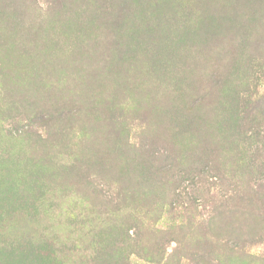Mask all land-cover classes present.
<instances>
[{
	"label": "rangeland",
	"instance_id": "374dc122",
	"mask_svg": "<svg viewBox=\"0 0 264 264\" xmlns=\"http://www.w3.org/2000/svg\"><path fill=\"white\" fill-rule=\"evenodd\" d=\"M0 45L13 73L33 53L46 86L58 79L63 89L47 101L52 92L0 74L7 264H29L44 240L61 244L64 264H95L90 241L113 227L141 235L127 251L134 264H215L201 251L190 260L186 245L227 200L219 177L245 198L231 236L241 252L219 261L264 264V0H0ZM71 71L93 83L72 84L73 99Z\"/></svg>",
	"mask_w": 264,
	"mask_h": 264
},
{
	"label": "trees",
	"instance_id": "16d2710c",
	"mask_svg": "<svg viewBox=\"0 0 264 264\" xmlns=\"http://www.w3.org/2000/svg\"><path fill=\"white\" fill-rule=\"evenodd\" d=\"M98 6V5H97ZM98 10V16L100 18H103L105 16V12H101L99 8ZM106 20H112L111 14H108V18L105 17ZM8 48H6L4 45H0V53H2V57L0 58V74L3 76L5 75L8 77L7 83L9 81H12V83L17 86L18 89H25L26 91H33V90H38L40 92H43V90L47 92H52L50 95H48L46 98H44L47 101H52V96H54V90L59 94L62 95L63 89H58L60 88V82L61 80H53L51 82V87L48 88L46 85L50 81L46 76L47 80H43L39 74H38V69L32 68L31 64L33 61L36 59L35 56H31L33 53H28L26 56L30 58L28 60V65L24 67H19L17 71L18 74L13 73V67L10 63V59L7 55ZM9 55L10 50L8 51ZM87 53V51L84 52V55ZM25 55V53H22ZM72 54V53H71ZM34 58V59H33ZM71 56L68 58V63L70 61ZM81 58H77L75 60H72V62H80ZM71 63V61H70ZM69 63V65H70ZM14 66V65H13ZM71 66V65H70ZM73 68V67H72ZM31 70H34L33 72H29ZM75 70H78L77 67H75ZM81 72L84 71V69H80ZM10 74H9V73ZM60 72H56L54 75H58ZM77 73V71L75 72ZM75 73H68L69 76H66L64 79L66 86V91H69L71 93L72 99L74 98L75 94H79L81 89L78 90L77 88H73L71 85L73 84L74 87L81 88L85 87L87 90L89 89L90 85L93 83L89 82L88 84L84 83V80L82 78H77L73 79ZM79 74V73H78ZM55 85V86H53ZM59 85V86H58ZM6 86V84H5ZM4 86V87H5ZM58 86V87H57ZM188 88L187 92L189 93V98L190 96H193V93L196 92L193 80L191 78H188ZM6 89L8 90L7 86ZM91 92L94 90L90 89ZM46 93V92H45ZM94 95V94H92ZM202 96L204 95L201 94ZM199 97V99L196 97V102L198 101L199 104L202 101V97ZM96 98L98 97H90L89 104L93 105L94 108L97 105V100ZM56 99V98H55ZM83 99L82 97L76 96V101H79V105L83 104ZM81 100V102H80ZM259 102V101H258ZM193 106H196V103H194ZM101 108V106L99 107ZM40 119H45L46 121L48 120V114L42 113V117ZM249 124H252L251 121H249ZM259 123L256 122L254 126L258 125ZM238 125V124H237ZM48 127V126H47ZM46 127L47 133L50 134V128ZM68 128V127H66ZM125 135L127 136V132H124ZM262 133V132H261ZM52 136L54 139L55 136H58V138H55L54 142L57 147H62L64 149H69L70 145H68V142L66 141L67 137L65 132L62 133V131H53ZM252 136V135H251ZM259 133L256 134V137H259ZM45 140H48V138H45ZM260 141V140H258ZM45 143H49L50 141H44ZM42 142V143H44ZM60 143V144H59ZM51 145H48V147ZM77 164V160L74 161ZM91 165V164H90ZM68 167V171L70 174H72V171H74V167ZM42 171H44L42 169ZM261 171V170H259ZM257 171V172H259ZM261 174V172L259 173ZM44 176V173L42 174ZM215 177V176H214ZM221 184H220V193L222 197H227V200L224 201L223 205L221 207H217V209L214 211L213 216L208 218V220H204L202 222V227L201 230L202 232H199L198 234L194 235L191 237V239L188 241V244L186 245L187 247V252L186 255L187 257L191 260L193 258L192 255H195L197 251H201L204 254H210L212 258L217 261L215 264H221L219 261V257L223 255L224 252H229L230 254L234 253H240L241 251H237L238 245L237 240H232V228L234 221L237 218V214L239 213V210L242 209L240 202L245 199L243 194L237 190L233 189L231 190L230 188H227V186H222L226 185V180L220 179ZM229 187V186H228ZM226 188V189H225ZM262 188V187H259ZM122 191V189H120ZM261 189H259L260 192ZM232 191L234 192L233 194ZM152 192H155L152 190ZM119 196H121L122 200L126 199L128 196L123 193V192H118L117 193ZM129 195V194H128ZM119 196H116V199H119ZM248 203V202H247ZM153 211V210H151ZM150 210H145L144 212V217H147L151 213ZM151 221V220H150ZM190 224V222H188ZM139 234L132 233L130 234V230L128 232H119L113 228H107L102 232V234L96 239H91L90 244L94 245L96 248L92 251L94 255L91 257L93 262L95 264H134L133 261H131L130 256L127 255L128 248H135V244L139 242L140 240ZM153 240V238H149V241ZM141 241V240H140ZM43 244L41 243L38 248L31 250V255L30 259L28 260L29 264H64V261H62V255H59L61 253L60 246L61 244L58 241L50 240L48 242L47 240L42 241ZM147 242V240L145 241ZM129 246V247H127ZM15 247H5L1 248V251L3 253H8V252H13ZM221 250H224L223 252ZM185 253V252H184ZM23 255V254H22ZM26 257L25 255H23ZM246 257V254L242 252L241 255L238 256V259H243ZM4 258V257H3ZM0 257V264H7L6 259H3ZM44 261V262H43ZM198 263H200L198 261Z\"/></svg>",
	"mask_w": 264,
	"mask_h": 264
}]
</instances>
